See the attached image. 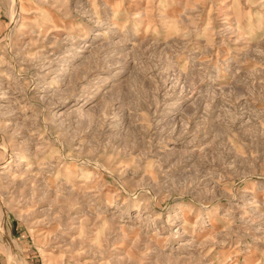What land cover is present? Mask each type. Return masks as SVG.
<instances>
[{"label": "rangeland", "instance_id": "374dc122", "mask_svg": "<svg viewBox=\"0 0 264 264\" xmlns=\"http://www.w3.org/2000/svg\"><path fill=\"white\" fill-rule=\"evenodd\" d=\"M0 264H264V0H0Z\"/></svg>", "mask_w": 264, "mask_h": 264}, {"label": "bare ground", "instance_id": "6f19581e", "mask_svg": "<svg viewBox=\"0 0 264 264\" xmlns=\"http://www.w3.org/2000/svg\"><path fill=\"white\" fill-rule=\"evenodd\" d=\"M13 5H14L13 7H14V13H15L16 10H15V2H14V1H13ZM13 7H12V8H13ZM14 18H15V17H14ZM13 21H14V20H13Z\"/></svg>", "mask_w": 264, "mask_h": 264}]
</instances>
